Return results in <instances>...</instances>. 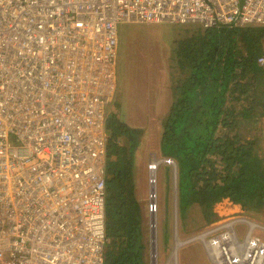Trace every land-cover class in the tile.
<instances>
[{"label":"built area","instance_id":"built-area-1","mask_svg":"<svg viewBox=\"0 0 264 264\" xmlns=\"http://www.w3.org/2000/svg\"><path fill=\"white\" fill-rule=\"evenodd\" d=\"M125 23L264 26V0H0V264H103L105 107ZM256 230L242 210L188 241L210 264H264Z\"/></svg>","mask_w":264,"mask_h":264},{"label":"trees","instance_id":"trees-1","mask_svg":"<svg viewBox=\"0 0 264 264\" xmlns=\"http://www.w3.org/2000/svg\"><path fill=\"white\" fill-rule=\"evenodd\" d=\"M187 27L173 55L176 105L162 118L160 147L177 165L179 221L190 226L191 206L201 216L191 220L189 234H195L214 220L224 199L246 213L264 205V65L258 63L264 26ZM111 111L105 117L103 264H149V217L136 172L147 151L146 128L130 127Z\"/></svg>","mask_w":264,"mask_h":264},{"label":"rangeland","instance_id":"rangeland-1","mask_svg":"<svg viewBox=\"0 0 264 264\" xmlns=\"http://www.w3.org/2000/svg\"><path fill=\"white\" fill-rule=\"evenodd\" d=\"M133 24L138 25V27L135 26L132 30L131 25ZM143 25L149 24L125 23L118 27V37L119 33L121 34L119 43L123 49L120 52L118 50L116 91L113 98L105 107L106 121L110 117V114H113L111 110H114L117 112L119 120L126 125L135 128H146V143L144 146L147 151L144 152V157L141 159L140 167L136 172L139 173L140 170L142 176L143 187L140 186L139 188V197L147 205L148 225L153 240V243H151L150 238L148 244L149 251L147 254L149 264H210L200 243L188 241L193 236V234H189L192 224L191 220L194 218L195 221H201L200 214L193 211L192 206L190 207L188 211L189 218L186 220V223L190 226H186L177 217V203L175 200L176 178L174 179V173L176 172L175 162L170 157H166L160 147V127L162 120L165 119L168 112L161 110L164 108L160 104L162 101L153 103V99L159 90L158 84L165 83L166 80L170 79L167 76L168 67L165 63L167 58L166 53L170 52L171 48H165L164 45H155L154 42L149 47V39L145 38V35L150 36L151 34H155L157 30L153 26ZM164 25L166 24H161L160 26L164 27ZM169 26L166 30L168 32L167 35L172 38L171 40L177 41L179 39L178 41H181L186 37L185 29L189 28L187 27L188 25H184L185 28L181 25ZM163 38L165 37L163 36ZM150 39L154 38L150 37ZM261 42L264 56V37ZM174 44L177 45L178 42ZM174 44L172 45L174 46ZM119 70L122 74H125L124 77L119 73ZM161 88H164L163 85ZM161 90L167 93L170 89L166 87ZM136 106L138 109L135 110ZM262 127L264 136V121L262 122ZM262 145H264V141ZM152 157L160 159L161 163L158 165L156 173L155 201H157V209L154 213L150 214L148 212L149 172L147 164ZM135 175L137 176V173ZM144 180L145 183H143ZM243 212L249 219L264 225V205L259 210H250L247 213ZM152 217L154 218L153 221H155L156 227H151L150 221ZM237 228L240 229V227ZM152 230L154 231L152 232ZM163 233L168 236L165 240H162ZM255 233L264 240V233L259 230H256ZM176 240H178L177 245ZM175 245L177 251L176 257L173 255Z\"/></svg>","mask_w":264,"mask_h":264},{"label":"crops","instance_id":"crops-1","mask_svg":"<svg viewBox=\"0 0 264 264\" xmlns=\"http://www.w3.org/2000/svg\"><path fill=\"white\" fill-rule=\"evenodd\" d=\"M161 25V24H160ZM160 25H157V24H149V25H143V26H153L155 27L157 30V32L155 34H151L150 36H146L145 35V38H148V43H149V47L153 44V42L155 43V45H164L165 48H171V51L168 53H166L167 55V58H166V66L168 67V74L167 76L170 77L169 80H166L165 83H161V84H158V91H157V94L154 96V99H153V103L156 102V101H162V103H160L162 106H164V108H162L161 110L162 111H166V112H169L171 110H173V107L176 105V100H175V93H174V87H177L175 84H173L174 82V79H175V74H176V70H172V67L171 65L172 64H176L177 62H175L173 60V55L178 52L180 46H181V41H175V40H171L172 38H170L167 34V28H169L170 26L169 25H164V27H161ZM135 26L138 27V25L136 24H133L131 25L132 27V30L133 28H135ZM158 28V29H157ZM185 34L186 36L188 37V29H185ZM165 38H163V36ZM120 37H121V34L119 33V37H118V50L120 52V50H122V46L120 45ZM150 37H153L154 39H150ZM155 40V41H154ZM175 42H178L177 45H175L174 43ZM174 44V46L172 45ZM180 45V46H179ZM165 62V61H164ZM121 70V68H120ZM119 70V73L124 77L125 74H122L121 71ZM170 81V82H169ZM163 85L164 88H169L170 92L168 91L167 93L166 92H162L161 89H164V88H161ZM180 86V85H179ZM164 93V95H163ZM159 105V104H158ZM140 107V105H139ZM135 110L138 109V107L136 106V108H134ZM227 203V204H226ZM225 207V208H224ZM242 207L240 204H235L231 201H229L228 199H224L220 202H218L215 207H214V211L216 213V217L214 218L217 219L219 216L221 215H229V214H234V213H240V211H242ZM244 211V210H243ZM246 213V212H245ZM179 248V247H178Z\"/></svg>","mask_w":264,"mask_h":264},{"label":"bare ground","instance_id":"bare-ground-1","mask_svg":"<svg viewBox=\"0 0 264 264\" xmlns=\"http://www.w3.org/2000/svg\"><path fill=\"white\" fill-rule=\"evenodd\" d=\"M116 97V96H115ZM158 162H160V160H155L154 161V163H158ZM155 172V169L154 170H152L151 171V173L153 174ZM227 204V203H226ZM177 241L178 240H176V245H177ZM180 243V242H179ZM176 245H175V249H174V253H173V255L176 257V253H177V251H176ZM148 253V252H147Z\"/></svg>","mask_w":264,"mask_h":264},{"label":"clouds","instance_id":"clouds-1","mask_svg":"<svg viewBox=\"0 0 264 264\" xmlns=\"http://www.w3.org/2000/svg\"><path fill=\"white\" fill-rule=\"evenodd\" d=\"M153 217H152V220L150 221V224H151V227H156V225H155V221H153ZM154 230H152V232H153ZM200 232V231H199ZM198 233V232H197ZM196 234V233H195ZM195 234H193V236L195 235ZM192 237V236H191ZM150 238H151V235H150ZM150 242L151 243H153V240H152V238L150 239Z\"/></svg>","mask_w":264,"mask_h":264},{"label":"water","instance_id":"water-1","mask_svg":"<svg viewBox=\"0 0 264 264\" xmlns=\"http://www.w3.org/2000/svg\"><path fill=\"white\" fill-rule=\"evenodd\" d=\"M174 161V160H173ZM175 162V161H174ZM173 164V162H171ZM175 167H176V171H177V165H176V162H175ZM176 178V172L174 173V179ZM177 180V178H176ZM177 182V181H176ZM175 182V184H176ZM176 193V192H175ZM175 200H176V195H175ZM175 208H176V205H175ZM176 210V209H175Z\"/></svg>","mask_w":264,"mask_h":264}]
</instances>
